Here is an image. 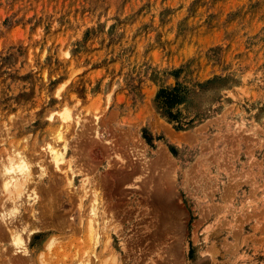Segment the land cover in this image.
<instances>
[{"label": "rangeland", "instance_id": "obj_1", "mask_svg": "<svg viewBox=\"0 0 264 264\" xmlns=\"http://www.w3.org/2000/svg\"><path fill=\"white\" fill-rule=\"evenodd\" d=\"M18 150L36 211L5 202L0 264H264V0H0Z\"/></svg>", "mask_w": 264, "mask_h": 264}, {"label": "bare ground", "instance_id": "obj_2", "mask_svg": "<svg viewBox=\"0 0 264 264\" xmlns=\"http://www.w3.org/2000/svg\"><path fill=\"white\" fill-rule=\"evenodd\" d=\"M65 117H67V116H65ZM65 119V118H64ZM66 120V119H65ZM68 123V122H67ZM66 123V124H67ZM67 126V129L69 128L68 127V124L66 125ZM64 129H65V127H63V131H64ZM6 130V129H5ZM54 131H56V130H54ZM59 131H61L59 128H58V132L56 133V134H54L55 135V138H54V140H56V138H59V139H62L61 138V136H60V132ZM83 131V130H82ZM51 132V131H50ZM65 132V131H64ZM59 133V134H58ZM66 133V132H65ZM64 133V134H65ZM68 134V131H67V133H66V135ZM51 135H52V133H51ZM65 135V136H66ZM7 136V135H6ZM57 136V137H56ZM58 136H60V137H58ZM63 137H65L64 135H62ZM99 137V136H98ZM3 139V138H2ZM65 139H66V137H65ZM64 139V140H65ZM5 140V139H4ZM63 140V139H62ZM62 140H58L59 141V143H60V141H62ZM26 141V140H25ZM67 141V140H66ZM19 142V141H18ZM55 142H57V141H55ZM58 142H57V144H59ZM62 143V142H61ZM56 144V145H57ZM17 145V144H16ZM22 145H24V144H22ZM26 145V144H25ZM55 145V144H54ZM65 145V144H64ZM63 145V148H62V150H55V149H57V148H53L52 146V148L50 149L49 148V146L47 147V148H49V149H47L48 151V153H46L45 151H46V149H44V150H42V152L44 151L45 153H46V155L48 154L49 155V159H51V162H52V164L54 165V168H56V169H58L59 171L61 170L60 168V164L62 163V162H64V158L67 156V153H66V151H67V147H66V145L64 146ZM10 146V145H9ZM12 147V146H11ZM10 148V147H9ZM24 148V147H23ZM27 148V147H26ZM25 149V148H24ZM15 150V149H14ZM10 151V150H9ZM13 151V150H12ZM20 150H18V152H13L14 153V155L15 156H17L18 154V157H16L15 159V162H13V161H10V163H8L9 162V160H11L10 158H7V159H9V160H5V163L7 162V165H5V164H2V163H4V162H0L1 164V168H0V183H1V185H0V187L2 186L3 188L1 189L0 188V191L1 190H5L6 192L8 191L9 193H12V197H14L13 199H14V202L13 203H11V202H9V199H8V201H6L7 200V196H9L10 194H8V192H7V196L5 197L6 198V200L4 201L3 200V202L1 201V203H0V223L2 224V226L5 228V230H6V232H7V235L9 236V237H13V234L15 233L14 231L15 230H11L12 228V226H11V221H13V220H11V219H9V218H12V217H10V215H11V211L9 212V214H8V209L9 208H7L6 207V205H5V202H8V204H11V206H12V208L14 209V210H18V206L16 205V204H18L19 202H21L22 201V199L20 198V195H21V191L22 190H24V189H29V191H31V193H29V194H26V196H25V199L24 200H26L25 202H27V203H31L32 205H31V207H30V212H32V211H36V210H34V208H35V204H33L34 202H35V196L37 195L36 194V185H37V183L36 184H33L32 182L34 181V179H32V176H31V168L28 166V160L25 158V156L27 157V155L26 154H24V153H21V152H19ZM30 151V150H29ZM33 151V150H32ZM41 151V150H40ZM62 151V152H61ZM4 153V152H3ZM13 153H11V154H13ZM5 154V153H4ZM10 154V153H9ZM9 154H8V156H9ZM25 156H24V155ZM31 154H33V153H31ZM24 157H23V156ZM45 155V156H46ZM47 155V156H48ZM44 156V155H43ZM44 156V157H45ZM1 157V156H0ZM4 157V156H3ZM11 157V156H10ZM12 158H13V155H12ZM42 158V157H41ZM4 159H5V157H4ZM26 160H27V162H26ZM38 160V159H37ZM36 160V161H37ZM67 160V159H66ZM68 161H70V160H68ZM45 162V161H44ZM65 164V163H64ZM67 165V164H66ZM65 166V165H64ZM41 167V166H40ZM68 168H69V163H68ZM67 168V169H68ZM38 171V170H37ZM56 171V170H55ZM65 172H66V170H64ZM62 172H63V170H62ZM37 174V173H36ZM46 174V173H45ZM65 174V173H64ZM67 174V173H66ZM33 175V174H32ZM71 175V174H70ZM68 179V178H67ZM26 182L28 183H32L33 185H31L30 184V186L28 187L27 185H26ZM68 182H70V180L68 181ZM66 183V182H65ZM40 184V183H39ZM82 184V183H81ZM83 185V184H82ZM81 185V186H82ZM96 185V184H95ZM71 185H69L68 187H70ZM87 187V186H86ZM71 188V187H70ZM67 189V188H66ZM72 189V188H71ZM73 190V189H72ZM83 190H84V188H83ZM27 191V190H26ZM86 191V190H85ZM83 192V191H82ZM1 193H2V191H1ZM5 193V192H4ZM3 193V194H4ZM23 193V192H22ZM92 193V192H91ZM95 193V192H94ZM97 193V192H96ZM92 195H93V193H92ZM91 195V196H92ZM11 196V195H10ZM10 196H9V198H10ZM85 196V195H84ZM94 197V196H93ZM4 198V199H5ZM15 198H20L21 199V201H19L18 203L17 202H15V201H18V199H15ZM22 198H24V196L22 197ZM71 198V197H70ZM82 198V197H81ZM95 198V197H94ZM93 198V199H94ZM12 198H11V200H13ZM82 200V199H81ZM98 201H99V199H98ZM50 202V201H49ZM92 202H94V200L92 201ZM96 202V201H95ZM95 202L94 203H92V209H91V212H90V214H92L91 216L93 217H95V215H96V210L94 209V207H95ZM36 203H37V201H36ZM7 204V203H6ZM25 205V204H24ZM94 205V206H93ZM11 206H10V209H11ZM15 206H17V208L15 207ZM70 208V207H69ZM37 213V212H36ZM14 215V214H13ZM34 215V214H33ZM22 216V215H21ZM93 217V218H94ZM98 217V216H97ZM17 218V217H16ZM13 219V218H12ZM18 220V219H17ZM94 220V219H93ZM88 221V220H87ZM21 222V221H20ZM26 223V222H25ZM24 223V224H25ZM92 223H93V221L92 222H89V230L91 231L93 228L95 229V232H92L93 234H91V235H94L95 236V243L98 241V238H99V236H98V232H97V225L96 224H94V226L92 225ZM94 223H96V221L94 220ZM23 224V223H22ZM20 226H21V223H20ZM23 226V225H22ZM29 227V226H28ZM33 228V227H32ZM88 229V228H87ZM21 230V229H20ZM19 232V231H18ZM17 232V233H18ZM29 232H31V231H29ZM77 234V233H76ZM75 234V235H76ZM79 234V233H78ZM17 236V235H16ZM15 236V237H16ZM10 239V238H9ZM51 240H52V238H51ZM50 240V241H51ZM49 241V240H48ZM54 241H55V239H54ZM75 241V240H74ZM71 242V241H70ZM77 242V241H76ZM50 243V242H49ZM54 243V242H53ZM53 243H51V244H53ZM47 244H48V242H47ZM24 245H26V244H24ZM69 245H71V244H69ZM106 245V244H105ZM46 246H49V245H46ZM51 246V245H50ZM50 246H49V248H50ZM17 247V246H16ZM15 247V248H16ZM22 247V246H21ZM103 247H105V246H103ZM48 250H49V248L48 247H46ZM13 249V248H12ZM17 249V248H16ZM18 249H20L19 247H18ZM19 252H21V251H19ZM22 252L24 253V254H27V249L26 248H23L22 249ZM21 254V253H20ZM23 254V255H24ZM56 255V254H55ZM63 258V257H62ZM74 260V259H73ZM78 264V263H77Z\"/></svg>", "mask_w": 264, "mask_h": 264}]
</instances>
